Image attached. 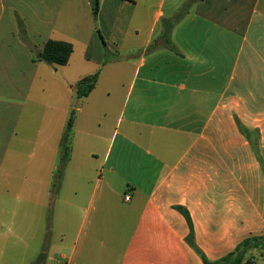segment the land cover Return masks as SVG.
Segmentation results:
<instances>
[{"label": "crops", "instance_id": "1", "mask_svg": "<svg viewBox=\"0 0 264 264\" xmlns=\"http://www.w3.org/2000/svg\"><path fill=\"white\" fill-rule=\"evenodd\" d=\"M93 1L0 0V230L25 233L26 167L36 165L49 139L58 150L60 122L64 130L68 120L69 81L61 105L43 112L29 100L42 79L44 43L62 41L51 37L61 19L76 27L83 61L95 68L76 83L99 74L72 109L70 140L78 137L93 175L68 189L65 224L75 234L53 264H202L177 206L188 212L209 260L264 235V0H175L168 13L163 0H98L96 15ZM95 16L112 25L107 35L99 32L112 54L103 61L92 44ZM32 116L38 122L27 132ZM53 118L54 134L42 124ZM14 149L22 176L11 209ZM73 149L69 141L64 168ZM35 201L44 205L42 194ZM35 223L43 228L41 219Z\"/></svg>", "mask_w": 264, "mask_h": 264}, {"label": "rangeland", "instance_id": "2", "mask_svg": "<svg viewBox=\"0 0 264 264\" xmlns=\"http://www.w3.org/2000/svg\"><path fill=\"white\" fill-rule=\"evenodd\" d=\"M157 4L160 0H153ZM175 0H163V11L168 13L172 10V5ZM179 1V0H177ZM126 12V9L124 13ZM61 22V19H59ZM58 22L54 27L52 38L57 40L66 41L72 44L73 52L68 63L64 66H56L42 63V72L41 80H38L36 86L32 89L34 90L29 94L32 96L29 100L31 102L41 103V110L44 112L46 107H52L54 105H61L64 101L65 90L63 89V81L67 80L70 84L67 87L70 89L73 88L70 93L72 97L70 98L69 112L66 116L69 117L70 112L75 107V100L78 98L74 96L73 92L76 88V81L79 77L84 75L87 71H92L95 68L92 67L91 63H85L83 61V54L85 52V46L83 41L79 38L78 32L75 31V26H69ZM146 22V20H145ZM90 27L94 31V38L92 39V44H97L101 50L102 61L106 58L112 56V54L106 49L105 41L101 39L99 32L103 35H107L112 28L110 23L104 24L102 21H99L96 16L91 19ZM80 39V40H79ZM94 48V47H93ZM93 48L88 49L89 54H94L99 52ZM39 62H42L39 60ZM57 69V72H55ZM35 95H37L35 97ZM82 99V98H78ZM45 109V110H44ZM35 111V107L33 108ZM34 111L32 113H34ZM33 121L28 120L27 126L24 128L25 131L36 128V123L38 121L35 118L31 117ZM34 123V124H33ZM43 130L47 132H53L56 129V122L53 118L52 121L45 120L43 121ZM61 128V122L58 129L59 135V147L58 150L54 147V142L52 139H49L44 145L43 152L37 154V158L33 163L36 162L35 166H27L28 169V179L31 182L26 183L24 194L30 199L25 206L27 210V220L25 233L21 227V232L19 228H14V236H7L2 230H0V264H33V261L38 259H44L47 261V264L52 263L55 260L59 259L57 255L58 248H66L69 246V241L73 236L72 231H67V226L65 224V211L71 205L67 203V193L69 194L70 188H77L76 184L77 179L83 178L85 176H91L90 169L87 168V165L83 161H87V155L85 152L80 150V142L78 137L72 135L71 144L73 146V153L71 154V164L64 168L61 166V163H58V152L60 149L61 152V137L64 133V130ZM63 131V132H61ZM52 134V133H51ZM72 134V129H71ZM19 139V138H18ZM12 163H10V192L12 207L14 208V196L19 191V164H20V153L19 150L12 151ZM86 157V158H85ZM58 165L59 172L54 167ZM98 171V169H97ZM95 173V171H94ZM58 179H55L57 178ZM64 177L62 181L61 178ZM37 180V181H36ZM41 183V186H40ZM62 183L63 185H60ZM60 197L58 200L52 202L51 198H54L55 192L58 191ZM41 190V191H40ZM70 190V189H69ZM38 193L42 194L44 199V205L37 204L38 202L35 199L38 197ZM52 194V197H51ZM39 201V200H38ZM80 204L83 205L82 198L80 199ZM36 202V203H35ZM40 202V201H39ZM38 210H42V217L38 219L37 213ZM63 215V217H62ZM54 218L53 222L52 217ZM41 219V225H36V220ZM16 224V222H15ZM66 229H65V226ZM64 228V230H63ZM72 230V228H71ZM47 249V253H41L42 250ZM59 253V252H58ZM58 258V259H57Z\"/></svg>", "mask_w": 264, "mask_h": 264}, {"label": "trees", "instance_id": "3", "mask_svg": "<svg viewBox=\"0 0 264 264\" xmlns=\"http://www.w3.org/2000/svg\"><path fill=\"white\" fill-rule=\"evenodd\" d=\"M97 4L98 0H94L92 7L94 15H96L97 12ZM71 53L72 45L70 43L65 41L47 40L40 51L38 59L44 62L45 64L63 66L66 65V63L68 62ZM98 74L99 72L97 71L92 75L80 79L76 83L75 93L78 98H83L90 93V91L94 88L97 82ZM73 119L74 111L72 110L68 117L64 133L61 137V152L59 161L62 167L65 165L69 156V138L73 126ZM239 128L242 133L248 136L246 130H244L240 125ZM252 148L254 149L256 155H258L256 150L257 145L252 144ZM57 171L59 172V167ZM55 179H58V177ZM175 208L186 219V222L189 227V233L186 237V242L199 256L202 261V264H251L252 261L257 257H261L264 259V235H262L247 237L241 242H239L235 246V248L228 254L224 255L223 257L217 260H209L195 243L193 227L188 212L180 206H177Z\"/></svg>", "mask_w": 264, "mask_h": 264}, {"label": "built area", "instance_id": "4", "mask_svg": "<svg viewBox=\"0 0 264 264\" xmlns=\"http://www.w3.org/2000/svg\"><path fill=\"white\" fill-rule=\"evenodd\" d=\"M126 199H128V198H126Z\"/></svg>", "mask_w": 264, "mask_h": 264}]
</instances>
